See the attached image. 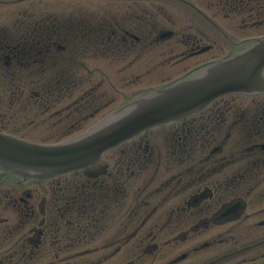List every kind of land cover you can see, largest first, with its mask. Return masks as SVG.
<instances>
[{"label": "flooded vegetation", "instance_id": "obj_1", "mask_svg": "<svg viewBox=\"0 0 264 264\" xmlns=\"http://www.w3.org/2000/svg\"><path fill=\"white\" fill-rule=\"evenodd\" d=\"M217 2L235 17L215 33L179 30L169 0H0V132L70 135L221 57L231 31L253 36L229 52L264 37V0ZM94 57L121 65L96 80ZM246 246L214 264H264V94L221 97L52 178L0 169V264H206Z\"/></svg>", "mask_w": 264, "mask_h": 264}, {"label": "water", "instance_id": "obj_2", "mask_svg": "<svg viewBox=\"0 0 264 264\" xmlns=\"http://www.w3.org/2000/svg\"><path fill=\"white\" fill-rule=\"evenodd\" d=\"M264 92V41L151 92L83 135L58 144H34L0 134V167L24 177H52L96 162L102 154L145 129L172 123L229 93Z\"/></svg>", "mask_w": 264, "mask_h": 264}, {"label": "rangeland", "instance_id": "obj_3", "mask_svg": "<svg viewBox=\"0 0 264 264\" xmlns=\"http://www.w3.org/2000/svg\"><path fill=\"white\" fill-rule=\"evenodd\" d=\"M51 1H68V2H70V1H74V0H51ZM79 3H83L84 1H89V2H91V3H93L92 5L93 6H99V4L102 2V3H105V2H118V1H120V0H77ZM184 1H186V5L187 6H190L191 5V3H193V4H195V2H198V1H194V0H184ZM200 7H203V5L202 6H200ZM8 8V7H7ZM92 10V13L93 12H95V10L94 9H91ZM210 11H212V10H210ZM208 16H209V18L211 19V20H213L214 22H217V23H219L220 24V26H222L223 28H228L229 26H230V24H228V19L226 20L222 15H220V13H218V11H212V12H209L208 13ZM192 16H190V18H191ZM199 20V22H197L198 24L201 22V19H198ZM196 25V24H195ZM226 26H228V27H226ZM206 27V26H205ZM215 27H217L216 25H215ZM197 28H201V26H198ZM213 28V27H212ZM179 29V28H178ZM180 30V29H179ZM214 30V29H213ZM252 31H257V30H252ZM213 32H215V33H217V31H213ZM231 33V36H229V40L228 41H226L225 43H226V46H225V48L222 50V53H221V57H224V56H226V54L229 52V45H230V41L232 42L233 40H236V41H240V40H242L243 38H245V37H250V36H253V32H252V34H250V32H244V31H242V30H234V31H231L230 32ZM210 34V33H209ZM260 35V34H259ZM210 36H213L212 34H210ZM215 37H217L216 35H214ZM231 38V39H230ZM213 54V53H212ZM211 55V54H210ZM210 55H208V56H210ZM105 57H94L93 59H92V62H91V64H90V68L91 69H93L94 71H95V73H94V77H95V79L96 80H98V79H100V78H102L103 76H107V74H105L103 71L104 70H110V71H112V70H115V69H117L121 64L120 63H118V62H116L115 60H113V58L111 57V58H105ZM113 63H117V66H115L116 64H114V66L112 67V64ZM110 75H111V72H110ZM112 77V76H111ZM114 77H115V79H117V76L116 75H114ZM108 79H109V77H108ZM117 80H119V79H117ZM117 85H121V82L119 81H117V83H116ZM118 105V104H117ZM90 124H91V122H90Z\"/></svg>", "mask_w": 264, "mask_h": 264}, {"label": "bare ground", "instance_id": "obj_4", "mask_svg": "<svg viewBox=\"0 0 264 264\" xmlns=\"http://www.w3.org/2000/svg\"><path fill=\"white\" fill-rule=\"evenodd\" d=\"M253 45H255V44H252V46H253ZM252 46H251V47H252ZM232 57H233V55H232V56H230L229 58H232Z\"/></svg>", "mask_w": 264, "mask_h": 264}]
</instances>
